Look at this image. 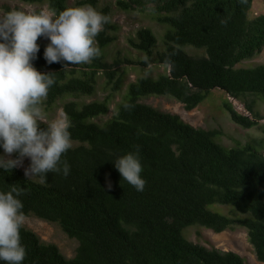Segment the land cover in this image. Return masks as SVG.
<instances>
[{
    "label": "trees",
    "instance_id": "16d2710c",
    "mask_svg": "<svg viewBox=\"0 0 264 264\" xmlns=\"http://www.w3.org/2000/svg\"><path fill=\"white\" fill-rule=\"evenodd\" d=\"M19 1L47 5L54 14L86 4L97 9L99 2L78 0L70 6L68 0ZM116 3L124 11L155 13L164 27V48L155 53L153 30L141 27L128 42L147 58L115 57L111 62L106 49L117 41L111 30L118 28L109 21L96 37L97 57L82 64H48L43 37L37 39L40 50L33 66L52 73L55 80L41 107L50 109L61 99H71L63 103V112L70 121L72 147L62 157L70 172H49L41 183L19 167L0 169V191L22 189L19 199L25 216L58 224L78 247L68 258L56 244L42 241L22 225V264H245L233 251L188 240L184 231L194 226L215 233L244 228L257 260L264 263V147L258 148L264 140L226 147L217 140L220 130L195 127L178 114L140 101L144 96L169 95L191 111L218 88L227 95L224 106L235 124L264 130V114L258 108L264 103V64L240 66L264 48V13L252 14L254 0ZM97 11L109 14L108 8ZM186 47L204 54L191 56ZM151 63L165 65L166 71L137 77L128 84L116 114L104 123L93 121L109 112L112 94L90 102L78 99L96 94L100 75L117 92L122 82L117 66ZM229 98L241 102L250 116L239 112ZM47 125L41 122V127ZM136 146L146 180L143 191L125 181L113 162ZM212 204L229 206L230 213L215 212Z\"/></svg>",
    "mask_w": 264,
    "mask_h": 264
},
{
    "label": "clouds",
    "instance_id": "9594fccd",
    "mask_svg": "<svg viewBox=\"0 0 264 264\" xmlns=\"http://www.w3.org/2000/svg\"><path fill=\"white\" fill-rule=\"evenodd\" d=\"M109 21L90 4L58 14L11 10L0 18V149L4 153L0 155V169L22 166L28 158L25 176L41 183H46L49 172L69 175L70 165L62 157L72 147L70 121L65 117L41 127V101L55 80L52 73H41L33 66L40 50L37 39L50 41L44 49L48 64L87 63L100 54L96 37ZM13 153L17 158H6ZM113 162L125 181L137 191L144 190L139 146ZM111 186L108 182L107 188ZM21 192L15 187L0 191V261L4 264H22L26 256L20 237L26 219Z\"/></svg>",
    "mask_w": 264,
    "mask_h": 264
},
{
    "label": "rangeland",
    "instance_id": "374dc122",
    "mask_svg": "<svg viewBox=\"0 0 264 264\" xmlns=\"http://www.w3.org/2000/svg\"><path fill=\"white\" fill-rule=\"evenodd\" d=\"M77 1L78 0H68V3L70 6H73ZM116 2L117 0H99L97 6L98 10L109 9L108 17L111 23L118 28L117 31L111 30L117 34L118 39L106 49L108 60L112 62L115 57H126L134 61L141 59L145 60L146 55L131 48L128 42L129 38L134 36L141 27H149L153 30L157 38L155 53L161 51L164 48V27L155 19V13L150 11H124L118 8ZM16 7H20L28 13H34L36 10H40V12L44 11L48 14H54L47 5L30 4L19 0H0V18H2L8 10H15ZM262 13H264V0H254L252 14L259 15ZM49 43L50 41L47 38H42L41 46L45 48ZM184 51L194 57L204 54L202 50L193 47H186ZM260 64H264V48L252 58L243 61L240 66L252 67ZM116 69L122 76L121 89L119 91L113 92L111 88H108L105 83L104 75H100L96 94L78 99L81 102H90L93 100H103L107 95L112 94L109 112L94 118L93 121L95 122L104 123L116 114V106L124 98L125 94H127V87L130 82L136 80L139 76L156 77L158 74L166 71L165 65L154 63L148 66H142L140 64H123L117 66ZM226 98L227 95L223 90L218 88L213 89L207 98L191 111L186 110L182 103L169 95L144 96L140 101L162 111L178 114L184 121L195 127L220 130L221 135L217 140L226 147H233L237 144H244L253 140H264V130L261 127L246 129L232 121L230 113L224 106ZM229 99L233 103L239 102L231 98ZM67 100L71 99H61L50 109L42 108L44 119L41 122L49 124L57 119L65 118L63 103ZM239 103L240 105L237 107V110L242 113L240 110L245 107L241 102ZM258 108L261 110V113L264 114L263 102H259ZM248 113L249 112H247V114ZM261 123L264 124V119L261 120ZM261 147H264V142L258 146V148ZM3 154L4 153H2V155ZM6 158L15 159L17 156L13 153L11 156H6ZM29 165L30 160L24 158L23 165L18 167L25 173V168ZM210 208L222 214H229L231 210L229 206L220 204H212ZM23 226L34 231L42 241L56 244L66 257L71 258L76 254L78 242L75 239L69 238L58 224L50 223L34 216H28ZM184 236L188 240L208 248H215L220 251H233L244 258L245 264H264L257 260L254 249L248 240L247 231L242 227L237 226L232 230L215 233L205 227L194 226L187 228L184 231Z\"/></svg>",
    "mask_w": 264,
    "mask_h": 264
},
{
    "label": "water",
    "instance_id": "95a60500",
    "mask_svg": "<svg viewBox=\"0 0 264 264\" xmlns=\"http://www.w3.org/2000/svg\"><path fill=\"white\" fill-rule=\"evenodd\" d=\"M232 99V98H231ZM233 103V102H232ZM233 105L235 106V108L237 109V107H239V105H240V103L238 102V103H233ZM240 111H242V113L243 114H245V115H249L250 116V114L248 113L247 114V110H246V108H242V110H240Z\"/></svg>",
    "mask_w": 264,
    "mask_h": 264
}]
</instances>
